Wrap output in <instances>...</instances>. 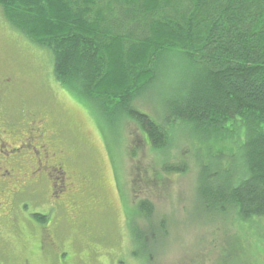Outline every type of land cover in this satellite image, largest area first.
<instances>
[{"label":"rangeland","instance_id":"rangeland-1","mask_svg":"<svg viewBox=\"0 0 264 264\" xmlns=\"http://www.w3.org/2000/svg\"><path fill=\"white\" fill-rule=\"evenodd\" d=\"M163 62L155 95L136 102L151 116H158L156 103L164 104L167 78L177 69L174 59ZM3 74L19 85L8 95L0 128L6 131L0 151L8 152L0 155V264H264V219L202 213L193 143L176 133L168 157L130 120L105 126L57 84L51 52L27 41L0 11ZM29 112L45 137L26 133L29 120L22 117ZM166 158L185 163L187 172L164 176ZM142 201L154 209L149 223L138 210ZM162 222L165 236L151 242L149 224Z\"/></svg>","mask_w":264,"mask_h":264},{"label":"trees","instance_id":"trees-1","mask_svg":"<svg viewBox=\"0 0 264 264\" xmlns=\"http://www.w3.org/2000/svg\"><path fill=\"white\" fill-rule=\"evenodd\" d=\"M0 11L51 52L57 84L105 126L130 120L168 157L176 133L193 143L205 216L264 219V0H0ZM171 59L164 104L148 115L136 102L155 95ZM174 163L166 158L161 173L187 172ZM138 210L149 223L152 205ZM157 227L151 242L165 236Z\"/></svg>","mask_w":264,"mask_h":264},{"label":"flooded vegetation","instance_id":"flooded-vegetation-1","mask_svg":"<svg viewBox=\"0 0 264 264\" xmlns=\"http://www.w3.org/2000/svg\"><path fill=\"white\" fill-rule=\"evenodd\" d=\"M18 85H19V83L17 82V80L12 78L11 76H8V75H5V74L0 76V125H2V126H0V128L3 127V125L5 124V122L4 121L1 122V120L3 118L4 111H5V108H6L5 105H7V101H8V98H9L8 95L12 92L13 88L17 87ZM25 115H27V118L29 120V124H28V127L26 129V133L29 134V135L31 134L35 140L43 138L45 132H44V129H43V125L40 123V121L33 120V116H32L33 113H31V112L25 113L23 115L22 119L25 117ZM9 130H10L11 134L17 133L15 131V129H13L12 127ZM0 132H6V131L1 130ZM0 144L3 145L4 143L0 140ZM33 148H36V147H33ZM7 153L8 152L6 150L0 151V155L7 156ZM34 154H36V153L34 152ZM45 156H46V159H48L51 156H53V153L47 151ZM9 171L10 170H8L7 172H9ZM57 179H59V178H57ZM63 179L64 178H62V181H63ZM1 197H2V191H0V198ZM45 238L50 243V245L54 248V242L52 240V236L50 234H48V235H45Z\"/></svg>","mask_w":264,"mask_h":264},{"label":"bare ground","instance_id":"bare-ground-1","mask_svg":"<svg viewBox=\"0 0 264 264\" xmlns=\"http://www.w3.org/2000/svg\"><path fill=\"white\" fill-rule=\"evenodd\" d=\"M173 179V178H172Z\"/></svg>","mask_w":264,"mask_h":264}]
</instances>
